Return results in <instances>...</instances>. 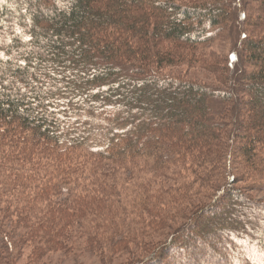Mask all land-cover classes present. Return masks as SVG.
<instances>
[{
  "label": "trees",
  "instance_id": "trees-1",
  "mask_svg": "<svg viewBox=\"0 0 264 264\" xmlns=\"http://www.w3.org/2000/svg\"><path fill=\"white\" fill-rule=\"evenodd\" d=\"M258 8L264 14V0ZM232 16V0H0V185L39 192L24 209L6 205V215L18 217L22 232L14 243L0 225L1 261L14 264L12 251L29 244L32 255L63 248L73 224L31 221L27 210L70 191L69 184L76 190L77 173L88 172L86 158L121 165L145 157L162 170L189 156L210 166L215 163L208 159L228 157V133L218 123L225 112L216 117L210 101L228 104L232 95L149 71L156 64L173 67L195 49L210 47ZM241 17L252 27L264 23V16L255 21L245 9ZM242 39L256 70L243 85L247 100L234 112L228 109L229 117H241L244 106L252 112L241 150L251 162L260 158L256 174L264 176V36L253 31ZM165 42L173 48L165 49ZM215 64L211 70L225 69L227 80L228 65ZM78 113L102 116L120 129L106 147L81 154L85 138L72 129ZM232 183L148 256L130 264H240L249 245L264 263V201ZM56 204L49 212L59 216L66 207ZM141 205L158 216L147 202ZM124 224L110 223V236H119L115 229ZM126 239L116 246L124 248ZM204 240L216 254L199 260L209 253L197 246ZM89 245L98 242L91 238Z\"/></svg>",
  "mask_w": 264,
  "mask_h": 264
},
{
  "label": "rangeland",
  "instance_id": "rangeland-1",
  "mask_svg": "<svg viewBox=\"0 0 264 264\" xmlns=\"http://www.w3.org/2000/svg\"><path fill=\"white\" fill-rule=\"evenodd\" d=\"M232 1L231 24L219 34L210 47L195 49L191 58L173 67L158 69L156 64L154 70L149 71L151 74L156 73L154 75L157 76L202 84L232 95L228 104L215 99L210 101V107L216 117L225 112L224 116L218 119V123L224 125V130L228 133L230 144L228 157L222 162L208 159L209 162L215 163L210 166V164L201 165L197 158L189 156L179 159L177 163L162 170L152 166L153 161L147 163L145 157L129 159L130 161L121 165L111 164L95 157L86 158L84 160L88 172L77 173L81 184L76 190L73 184H69L67 187L70 191L52 196L50 203L37 204L34 206L37 207L35 210H27L31 221L66 219L73 224L67 231L63 248L36 255H32L33 245L16 248L12 251L13 256L16 257L14 264H130L148 256L154 247L166 241L177 229L185 226L193 214L212 204L217 192L230 181L233 182V186L241 189L254 200L264 201V176L256 174L257 171H261L262 162L260 163V158L255 159L254 162L247 160L241 150L240 138L251 126L252 112H249L247 107L244 110V106L241 117H236L233 113L238 107H242V100H247L243 85L246 83L247 75L256 70L247 61L242 36L244 33L250 35L253 31L259 36H264V23L252 27L251 22H242L241 16L245 9L253 14L255 21H259L260 17L264 16L258 8L262 0ZM163 46L165 49L173 48L170 42H165ZM215 63L223 69L228 65L227 80L222 78L225 69L219 72L211 70ZM123 66L128 70L126 65ZM228 109L233 110L231 118ZM73 120L76 122L72 129L85 138L80 153L86 155L106 147L110 134L120 129L102 116H92L87 113L75 114ZM233 134L234 137L231 138ZM64 145H68V142L65 141ZM36 193L39 192L15 191L10 186L0 185V211H2L0 225L2 231L14 243H17V236L22 232V227L16 224L17 216L6 215L8 212L6 205L11 206L13 211L16 208L24 209L25 203H33L31 200ZM144 201L150 209L156 211L158 216L141 210ZM51 204L53 207L56 204L66 208L58 216L49 212ZM85 204H89L91 209L88 210L89 212L87 205L82 207ZM79 207L82 209L80 210ZM121 222H125L124 227H120L118 231L115 229L119 236L111 237L110 234L113 232H108L110 223ZM120 237L127 238L124 248L115 244L121 239ZM91 238L95 243L98 242L94 248L89 245ZM1 240L0 236V248ZM208 242L200 241L197 246L208 249L212 245V242L211 244ZM208 250L209 253L200 256L199 260L215 257L216 252ZM18 251L21 253L20 258H17ZM1 260L0 264H7ZM240 261V264H264L263 255L251 245L247 246Z\"/></svg>",
  "mask_w": 264,
  "mask_h": 264
}]
</instances>
